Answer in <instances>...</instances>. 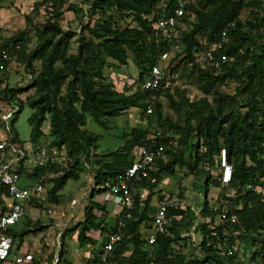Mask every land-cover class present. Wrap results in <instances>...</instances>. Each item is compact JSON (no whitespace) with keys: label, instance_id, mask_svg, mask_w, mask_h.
Instances as JSON below:
<instances>
[{"label":"trees","instance_id":"obj_1","mask_svg":"<svg viewBox=\"0 0 264 264\" xmlns=\"http://www.w3.org/2000/svg\"><path fill=\"white\" fill-rule=\"evenodd\" d=\"M6 1L9 0H0V7ZM69 1L41 0L34 4L36 10L44 8L49 13L41 25H34L30 16L26 18L38 45L28 52L32 39L26 31L0 42V47L9 49L12 57L6 70L0 74L9 70L14 58L26 63L31 72L29 90H34L35 94L26 102L34 110L29 122L33 128L31 142L37 147L35 152L41 149L38 145L45 136L43 126L47 118L50 119L52 142L47 150L59 161L46 165L36 163L28 174L34 186L44 177V188L52 185L48 190L51 202L60 204V192L68 182L80 181V175L91 167L96 189L91 193L83 221L71 231L77 233L81 247L94 248L87 264H103L104 250L98 237L117 232L122 216L114 214L115 225L107 227L106 221L112 214L108 204L96 202L95 196L105 192L102 186L106 180L122 175L134 163L136 152L148 144L150 135L149 129L134 128L125 133L122 148L99 153V136L87 129L88 121L91 119L109 131L111 120L133 109L147 115L150 127L155 126L169 136L177 134L179 146L167 148L164 157L150 171L149 178L135 181V208L131 218L125 221L123 239L115 245L110 261L114 264H148L151 261L156 264H224L229 261L233 264L238 251L235 239H243L252 247L251 259L264 264V1L194 0L188 6L189 15L183 18L182 25L166 36L154 26L157 10L166 0H79L80 4H72L70 9L78 15L84 14L88 22L77 40L75 53L71 51L77 33L65 32L61 25ZM177 4L178 0H171L167 11L171 14ZM249 6H255V10L249 19L242 21L241 14ZM86 7L91 9L87 11ZM126 19H131L137 27L121 29L118 24ZM224 36L228 41L216 55L218 58L226 56L227 60L219 67L197 64L196 53L221 42ZM178 38L185 48L177 56L182 57L180 63L176 66L169 64V74L177 75V81L182 77L195 78L211 100L192 101L184 97L177 101L173 95L176 80L169 79L164 70L165 79L158 92L143 89L153 67L162 68ZM130 54L139 70L138 82L125 85L122 91H118L105 71L109 60L119 67L127 66ZM37 62L41 65L38 72L34 67ZM5 81L7 78L1 79L0 83ZM230 82L237 84L233 94H226L218 88ZM25 91L6 85L0 91V105L15 100ZM162 95L167 96L178 114L177 121L164 116L160 102ZM19 103L17 115L25 106L23 102ZM150 105L153 114L149 115ZM15 120L12 119L13 124ZM13 124V127L6 128L0 114V141L10 140L12 145L25 152V158L17 166V173L23 175L28 151ZM4 129L9 131L10 137L7 138ZM223 149H227L234 169L225 196L238 215L237 223L220 224V211L208 201L213 189L221 191L222 188L220 156ZM216 169L218 173L214 172ZM182 170L194 176L196 189L200 194L204 192L200 212L185 206L184 196L180 194L178 201L182 206L169 211L167 232L159 234L156 243L150 245L148 232L158 206L153 205L155 189L161 183L167 185L170 178ZM48 175H54V178L49 179ZM41 198L33 197L30 203ZM6 199L13 201L7 187L0 182V209L3 213L8 210ZM35 205L42 208L41 204ZM36 225L32 227L29 222V230L22 234L13 228L6 233L14 242L20 238V249L25 243L24 237L38 231ZM191 233L201 235L200 258L180 252V247L187 245L188 239H193ZM229 248L235 249L234 256H227Z\"/></svg>","mask_w":264,"mask_h":264},{"label":"rangeland","instance_id":"obj_2","mask_svg":"<svg viewBox=\"0 0 264 264\" xmlns=\"http://www.w3.org/2000/svg\"><path fill=\"white\" fill-rule=\"evenodd\" d=\"M41 0H9L4 2L0 7V42L4 40H9L10 38L17 36L21 32H28L32 41L29 45L28 52L33 51L38 45V39L35 35V32L32 30V26H29L26 18L30 16L34 25L44 24L49 17L48 11L41 8L36 10L34 4L40 2ZM258 1V0H247ZM264 1V0H259ZM72 4H80L79 0H70L65 8L64 15L62 17L61 25L65 32H76L77 36L72 42V53L77 51L78 43L77 40L83 34V26L87 24L88 18L84 17V14L78 15L70 9ZM85 6L83 5V8ZM162 8L159 7L157 12ZM255 10V6H249L244 9L241 14V20L246 21L252 15V12ZM119 27L125 29L127 27L136 28L137 24L133 23L131 19L121 20L119 22ZM181 36V32L179 37ZM12 45V44H11ZM185 46L181 39H177L173 44L171 53L166 61L162 65V69L166 71V74H169L170 65H177L180 63L182 57H177L182 53ZM130 60L129 64L124 67H119L114 61L109 60V67L106 69L105 74L115 86L118 91H122L123 86H130L134 81L138 82L139 70L133 62V56L129 55ZM34 67L36 72L41 68L40 63H35ZM7 78L5 83H0V91L5 88L6 85H9L12 88L16 89H26L25 93L22 96H18L15 100H11L6 104L0 105V114L9 115L13 114V118H16L15 123H12V119L7 123L6 128L13 127L14 125L19 140L23 142L24 148L28 151L27 162H26V174H30L33 171L36 163L34 162L35 150L37 147L32 145V125L29 122V119L34 113V110L27 104V98L35 94L34 90H29L32 83V75L28 70L26 63L18 61L16 58L12 61L9 66V70L3 74H0V80ZM136 85L133 91L136 90ZM237 84L235 82H230L228 85L218 87L221 91L226 94H233ZM173 95L177 101L182 98H188L192 101H201V100H211V97L205 95L200 89V84L195 78L182 77L176 83V86L173 90ZM19 101L25 104L24 109L19 115H17L20 107ZM160 102L163 105V114L165 117H169L174 121L179 119L178 114L171 107L170 101L167 96L162 95ZM111 130L106 131L99 126H97L91 119L88 121L87 129L94 134L99 136L98 145L99 153H110L116 151L119 148H122L125 145V133H130L134 128H142L144 130L149 129L150 135L148 137L154 136L157 132V128L150 127V123L147 115L142 114L140 110L133 109L126 113L124 116L111 120L109 122ZM6 132L5 135L10 137L9 131L4 129ZM43 132L45 136L40 140L39 148L47 149L50 146L52 139L50 137V119L47 118L43 126ZM1 136H4L2 134ZM169 136V135H168ZM169 137H172L174 142V147H178L179 136L177 134H171ZM10 139V138H9ZM11 153V152H10ZM12 154V153H11ZM61 160H64V154L61 155ZM218 173L219 170L214 171ZM47 178L52 179L54 175H48ZM34 184L30 189L32 190ZM47 192L42 196L41 199H36L34 203H30V206L27 207L25 216L18 222L13 229L22 234L24 231L29 230L28 223L35 227L37 220H40L41 223L46 225L42 227L36 225L37 232L29 233L24 237L27 245L30 246L33 244L34 250L37 251L38 246L42 245V253L49 250L50 247L46 244L54 241L57 245L54 248V252L51 255H48L47 258H44L42 253H34L36 262L34 264H87L91 254H94V249L91 247H81L77 241V233L71 232L78 226L79 220L83 219L84 211L87 205L89 204L91 193L96 189L94 184V174L91 172V167L83 172L80 175V181H69L66 187L60 192L62 199L60 204H55L51 202V199L48 195V190L52 188V185L45 187ZM221 191L212 190L208 196L209 204L213 207H218L216 201L220 197ZM149 194V192H148ZM183 194L185 206H191L196 209V212L199 211V204L204 199V192H200L196 189L195 177L188 174L187 170L179 171L176 176L170 178L169 183L159 184L155 189L153 205L156 206L162 197L172 198V200H180L178 196ZM146 198V195L143 197ZM77 199L78 202L76 205H73V201ZM95 201L100 203H107L111 217L106 221V226L110 227L115 225V215L119 214L120 209L118 206L108 201V194L106 192L97 194L95 196ZM37 204H41V207H37ZM57 218V219H56ZM40 223V224H41ZM54 225V226H52ZM55 225H60L55 227ZM60 234V236H59ZM184 236L187 235L186 232H183ZM192 240H187V245H182L180 247L181 253L186 254L189 257H201L199 250V245L201 243V235L196 233H191ZM98 236V235H95ZM106 236L98 237L99 244L102 246ZM237 246V257L234 260L233 264H258L255 260H252V247L248 244V241L235 239ZM20 244V238L15 242L14 249L12 250L10 259H16L18 255V247ZM32 247V248H33ZM62 249L65 252H61ZM45 256V254H44Z\"/></svg>","mask_w":264,"mask_h":264},{"label":"built area","instance_id":"obj_3","mask_svg":"<svg viewBox=\"0 0 264 264\" xmlns=\"http://www.w3.org/2000/svg\"><path fill=\"white\" fill-rule=\"evenodd\" d=\"M171 0H166L162 8L156 14L155 29L166 36H169L177 27L182 25L183 18L189 15L188 6L194 0H178V4L174 11L170 14L169 8ZM87 11L91 8L86 7ZM228 39L226 36L217 44L207 47L205 50L196 53V63L199 65H211L219 67L222 62L227 60L226 56L217 57L216 53L221 51L224 43ZM19 49V46H16ZM12 57L9 49L0 47V71L6 70V64L11 62ZM169 79L176 80L177 75L169 74ZM165 79V73L161 66L153 67L151 76L143 84V89L151 93L158 92L160 86ZM147 114H153V107L150 105ZM13 118V114L2 115V120L7 124ZM174 146L173 140L166 135L162 130H157L154 136L148 138V144L138 149L134 163L127 168L124 173L116 178H110L105 181L102 189L108 194V201L119 207L120 222L117 232H113L104 240L103 243V264H114L110 261V254L114 250L116 244L122 241V228L125 226V221L130 219L132 211L135 208V181L137 179L149 178L150 171L154 168L157 161L164 157L168 147ZM12 154H11V153ZM25 158V152L18 146L12 145L10 140L0 141V182L7 187L14 204L8 208L6 213L0 210V264H8L12 250L14 249V239L6 232L16 226L18 222L25 216L26 206L33 197L39 198L45 194L43 185L44 177L31 190L20 186L22 177H27L28 174L20 175L17 173V166L20 161ZM35 158L39 164H55L59 158L49 153L45 148L35 152ZM220 170L222 183L219 199L216 201L219 210L218 222L225 224L228 222L237 223L238 215L232 210L230 203L225 196V189L229 188L233 180L234 169L228 159L227 149H223L220 156ZM264 184V180H262ZM76 202H74V205ZM182 204L178 200L166 198L158 203L157 210L153 215L152 228L148 232V242L153 245L157 241L159 234L166 233L170 225L169 211L181 207ZM235 249L229 248L227 256L235 255ZM34 261V256L29 253L17 256L13 264H30ZM148 264H156L151 261ZM224 264H231L226 261Z\"/></svg>","mask_w":264,"mask_h":264},{"label":"crops","instance_id":"obj_4","mask_svg":"<svg viewBox=\"0 0 264 264\" xmlns=\"http://www.w3.org/2000/svg\"><path fill=\"white\" fill-rule=\"evenodd\" d=\"M34 162L35 163H37V160H36V158H34ZM29 176V175H28ZM22 177L21 178V180H20V186L21 187H26V188H29L30 189V187H32L33 186V181L32 180H30L29 179V177ZM34 188V187H33ZM6 207H7V209L8 208H10L12 205H13V201L11 200V199H6ZM74 202H78V200L77 199H75L74 201H73V205H74ZM76 205V204H75ZM28 206H30V202L27 204V206H26V209H27V207ZM1 210V209H0ZM57 219V218H56ZM83 219H84V216H83ZM83 219L82 220H79V222L78 223H81L82 221H83ZM36 224L38 223H41L40 222V220H37V222H35ZM42 225H40V226H42V227H46V225H44L43 223H41ZM52 226H54V225H52ZM60 225H55V227L57 228V227H59ZM33 227V226H32ZM59 236H60V234H59ZM104 241V240H103ZM17 242V241H16ZM24 244H23V246L20 248V249H18V255L17 256H20V255H23V254H25V253H29V254H32L33 256H34V253H36V254H40L41 255V253H42V245H40V246H38V248H37V251H33L34 250V247H33V244L32 245H30V246H28L27 245V243H26V241L24 240ZM47 246H49L50 247V249L49 250H47V251H45L46 253H42V255H43V257L44 258H47L48 257V255H51L53 252H54V248H55V246L57 245L54 241H52V242H50L49 244H46ZM100 245V244H99ZM33 247V248H32ZM87 248L88 247H91L92 249H94L92 246H86ZM44 254H45V256H44ZM34 260H35V257H34ZM14 263V259H10L9 260V262H8V264H13ZM30 264H32V263H30Z\"/></svg>","mask_w":264,"mask_h":264}]
</instances>
